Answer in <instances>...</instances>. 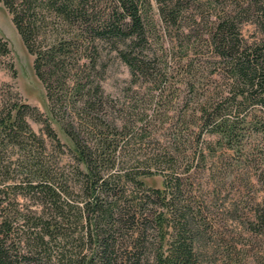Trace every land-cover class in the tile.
<instances>
[{
  "label": "trees",
  "instance_id": "1",
  "mask_svg": "<svg viewBox=\"0 0 264 264\" xmlns=\"http://www.w3.org/2000/svg\"><path fill=\"white\" fill-rule=\"evenodd\" d=\"M106 1L103 5L101 0H0L34 55L35 73L66 137L62 142L52 119L18 91L0 86V264L238 262L234 252L247 251L237 250L236 244L224 259H210L214 228L202 215L218 191L204 206L185 196L184 175L177 170L178 159L170 149L155 153L154 167L148 160L132 167L122 164L123 146L142 135L138 130L143 131L146 121L133 124L137 131L128 129V122L120 128L114 119L101 115V99L90 90L85 95V85L71 70L81 68L76 65L77 53L92 47L90 66L95 68L99 50L109 45L129 66L133 82L142 77L167 81L166 73L150 77L156 57L149 45L159 39L171 53L182 46L190 87L194 88V77H222L223 91L199 104V134L215 135L223 149H233L241 159L230 168L231 173L236 181L246 182L253 197L249 207L232 203L236 233L263 238L264 193L259 197L258 189L252 188L261 183L264 192V0ZM247 23L257 30L252 40L243 32ZM11 56L10 42L0 34V62ZM8 65L16 76L13 63ZM77 100H83L80 107ZM259 105L261 112L256 108ZM73 111L79 113L81 131L66 121ZM30 119L43 124L40 133ZM48 139L61 153L65 147L72 153L78 166L74 177L52 167L60 158L53 151L45 154ZM209 148L208 144L201 148L202 160L207 159ZM9 149L13 153L7 154ZM254 153L261 160L256 169L250 164L254 161H243ZM154 175L162 177L161 185L146 182V177ZM74 178L82 205L71 199ZM21 195L42 209L20 211L17 200ZM153 231L156 241L149 239ZM150 244L153 260L147 255Z\"/></svg>",
  "mask_w": 264,
  "mask_h": 264
},
{
  "label": "rangeland",
  "instance_id": "2",
  "mask_svg": "<svg viewBox=\"0 0 264 264\" xmlns=\"http://www.w3.org/2000/svg\"><path fill=\"white\" fill-rule=\"evenodd\" d=\"M101 2L103 5L107 3L106 0H101ZM255 31H257L256 27L252 23L243 26L244 34L250 40L254 39ZM0 34L9 40L12 48V56L0 62V86L6 85L4 86L5 91H11V89L18 91L26 101L36 105L45 116L48 115L64 142L66 137L51 114L46 89L35 73L34 55L27 50L14 25L11 13L2 2H0ZM48 35H51V31ZM160 41L158 39L149 45L156 57L154 60L156 69L150 77L157 75L163 77L166 73L167 81L148 80V78L142 77L139 81L133 82L129 66L109 45H105L99 50L100 57L95 68L90 66L93 47L86 51L83 50V52L79 51L76 55V65L81 64V68L79 71L71 70V75H76L79 83L85 85L83 87L85 95H88L90 90L91 93L96 94L97 99H101L102 106L98 104L101 115L107 119H114L120 128L128 122V129L133 128L137 131L138 128H134L133 124L138 126L146 121L143 131L138 130L142 135L133 136L130 143L123 146V153L119 158L122 164L132 167L142 160H148L147 164L154 167L155 153L163 149H170L176 153L174 155L178 159L177 170L184 175L185 186L188 189L185 196H191L193 202L197 201L198 204L201 203L204 206L203 202L209 201L213 192L218 191L215 194L214 202L208 207H203L204 214L202 215L203 218L206 217L211 221L214 228L209 245V247L213 246V249L209 250L213 255L210 257L211 260L224 259L226 251L231 249V246L232 249H235L236 244L237 250L245 248L244 251L247 252L240 251L239 255L234 252V257L239 260L238 262L234 261L233 264H264V237H253L245 233L237 234L238 222L232 215V203L235 201L241 202L238 204L246 205V207L252 205L253 194L251 193L253 192H249L248 185H244L245 181H236L230 169L241 159L233 149L225 147L223 149L215 135L204 132L200 137L199 134V104L204 98H213L217 91H223L225 81L216 74L207 76L203 80L194 77V88L190 87L187 83L189 71L185 66L186 58L182 46L179 44L171 53L168 44L162 46ZM200 48L201 45L198 46V49ZM175 55L176 60H174ZM9 62H12L17 70L16 76L9 67ZM82 104L83 100H77V107ZM256 108L261 112L262 105ZM55 113L59 118L63 117L62 111L58 108H55ZM233 115L234 113H229V116ZM67 116L69 117L66 118V121H72L75 129L81 131L79 113L73 111L71 116L68 114ZM30 123L38 133L42 131L43 124L34 119H30ZM47 142L45 154L53 151L54 155H52L60 158L58 164L52 165V167L58 171H65L70 174L71 178L74 177L78 166L69 149L65 147L66 152L61 153L50 139ZM207 144L210 147L209 153L207 159L202 160L199 152L201 148H206ZM16 151L18 152V150ZM17 152L14 154L15 158L18 156ZM11 153L13 152L9 149L7 154ZM259 159L260 157L254 153L243 161H254L250 164L256 169L261 165ZM23 160L26 161V159ZM24 161L21 162L25 164ZM16 165L14 163V166ZM144 165L142 164V166ZM23 170L21 166V171ZM145 180L150 185L158 186L162 183L160 175L149 176ZM72 183L75 194L71 199L74 203L82 205L83 199L75 178ZM252 189L254 192L255 189H258V192L255 193H258L259 197L263 196L264 192L260 190L262 189L261 183H257ZM17 202V209L20 211L27 212L28 208L42 209V205L36 204L32 199H26L23 195L18 197ZM154 233L155 231L149 239L156 241ZM152 248L150 244L147 252L151 260H153ZM39 264L55 263L44 260Z\"/></svg>",
  "mask_w": 264,
  "mask_h": 264
}]
</instances>
